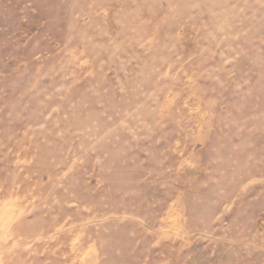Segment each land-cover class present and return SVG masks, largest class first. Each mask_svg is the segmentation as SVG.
I'll return each instance as SVG.
<instances>
[{
	"label": "rangeland",
	"instance_id": "obj_1",
	"mask_svg": "<svg viewBox=\"0 0 264 264\" xmlns=\"http://www.w3.org/2000/svg\"><path fill=\"white\" fill-rule=\"evenodd\" d=\"M0 264H264V0H0Z\"/></svg>",
	"mask_w": 264,
	"mask_h": 264
}]
</instances>
